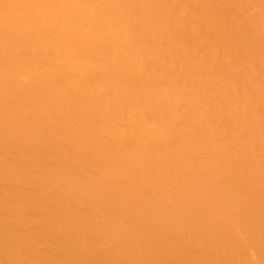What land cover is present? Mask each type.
<instances>
[{
	"label": "bare ground",
	"instance_id": "1",
	"mask_svg": "<svg viewBox=\"0 0 264 264\" xmlns=\"http://www.w3.org/2000/svg\"><path fill=\"white\" fill-rule=\"evenodd\" d=\"M0 264H264V0H0Z\"/></svg>",
	"mask_w": 264,
	"mask_h": 264
}]
</instances>
